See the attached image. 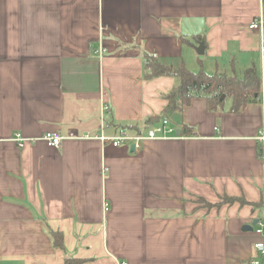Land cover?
<instances>
[{
    "label": "crops",
    "instance_id": "obj_1",
    "mask_svg": "<svg viewBox=\"0 0 264 264\" xmlns=\"http://www.w3.org/2000/svg\"><path fill=\"white\" fill-rule=\"evenodd\" d=\"M256 19L264 23V0H0V264H64L66 254L82 264L256 257L261 237L243 228L264 215L263 99L231 113L194 98L170 118L190 134L134 151L99 138L166 106L175 79H146L144 52L194 71L201 57L209 74L258 67L260 57L262 75ZM50 131L60 146L41 139ZM224 195L259 206L195 201Z\"/></svg>",
    "mask_w": 264,
    "mask_h": 264
},
{
    "label": "trees",
    "instance_id": "obj_2",
    "mask_svg": "<svg viewBox=\"0 0 264 264\" xmlns=\"http://www.w3.org/2000/svg\"><path fill=\"white\" fill-rule=\"evenodd\" d=\"M186 41V38L184 39ZM204 42L201 35H196L194 45ZM143 71L146 79L151 80L161 76H171L175 79L173 88L163 94L167 101L161 114L152 116L144 120L143 123L116 125V133L126 131L129 134H143L148 128L160 123L163 119H170L172 115L181 113L194 98H205L208 110L211 112H221L227 110L231 113L242 112L249 103L260 100L264 89L262 75L256 63L247 67L242 75H239L235 67L231 73L216 70L209 74L203 68L202 58L199 57L200 68L197 71L190 70L183 60L178 62L164 61L157 55L149 52L142 54ZM229 104V106H228ZM181 130L185 134H190L191 129L182 126ZM198 204L204 208L212 209L221 207L224 204L239 202L241 205L251 204L259 206L255 202H249L244 197L224 195L219 202H210L203 197H198ZM195 200V201H196ZM53 246L66 252L64 234L61 230H49ZM256 257L242 261L241 264H255ZM83 260L65 255L64 264H82Z\"/></svg>",
    "mask_w": 264,
    "mask_h": 264
},
{
    "label": "built area",
    "instance_id": "obj_3",
    "mask_svg": "<svg viewBox=\"0 0 264 264\" xmlns=\"http://www.w3.org/2000/svg\"><path fill=\"white\" fill-rule=\"evenodd\" d=\"M251 29H258L264 35V23L260 19L254 20L250 24ZM262 59L264 62V44L262 46ZM264 69V68H263ZM262 79L264 84V70L262 73ZM260 99L264 100V89L262 91V95ZM105 113V108H104ZM103 128L105 127V122H103ZM177 128L174 127L170 119H163L157 125L151 126L148 128L143 134H129L126 131H121L116 133L113 136L106 135L104 133L100 134L99 138L103 145L111 144L113 146H119L122 143H132L135 144V148H140L145 141L152 140V139H160V138H169V137H180L183 136L182 134H176ZM14 139L18 142L19 146H24L25 138L21 136V134L17 133ZM41 139L50 147H58L60 146L63 136L58 132H46L42 135ZM258 140L262 144L264 148V128L258 134ZM109 204L107 202L104 203V211H108ZM255 232L261 237V239L255 244L256 254L258 255V260L255 264H264V215L259 218V222L254 226ZM116 264H127L124 260H116Z\"/></svg>",
    "mask_w": 264,
    "mask_h": 264
},
{
    "label": "water",
    "instance_id": "obj_4",
    "mask_svg": "<svg viewBox=\"0 0 264 264\" xmlns=\"http://www.w3.org/2000/svg\"><path fill=\"white\" fill-rule=\"evenodd\" d=\"M196 50H197L198 54L203 55L204 52H205V44H204V42H200V43L198 44V46L196 47ZM180 132H181V130L178 129V130H177V134H180ZM134 150H135V144H132V146H131V151H134ZM258 222H259V218L256 219L252 224L245 225L243 229L246 230V231H253V230H254V226H255Z\"/></svg>",
    "mask_w": 264,
    "mask_h": 264
},
{
    "label": "rangeland",
    "instance_id": "obj_5",
    "mask_svg": "<svg viewBox=\"0 0 264 264\" xmlns=\"http://www.w3.org/2000/svg\"><path fill=\"white\" fill-rule=\"evenodd\" d=\"M258 62H259V64H258V68L259 69H262V63H261V59H260V57H258ZM248 67V66H247ZM246 67V68H247ZM246 68H242V69H238L237 70V72H238V74L239 75H242L243 74V71L246 69ZM194 71V70H193ZM228 73H231V70H228L227 71ZM220 200H221V198H220ZM219 202V201H218ZM196 203H199L197 200H196Z\"/></svg>",
    "mask_w": 264,
    "mask_h": 264
}]
</instances>
